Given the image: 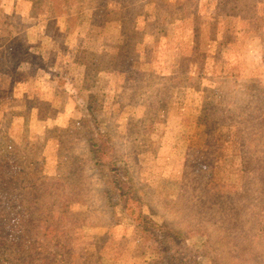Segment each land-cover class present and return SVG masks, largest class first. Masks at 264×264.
Listing matches in <instances>:
<instances>
[{
  "label": "rangeland",
  "instance_id": "1",
  "mask_svg": "<svg viewBox=\"0 0 264 264\" xmlns=\"http://www.w3.org/2000/svg\"><path fill=\"white\" fill-rule=\"evenodd\" d=\"M191 1L183 9L195 3L194 11L180 17L175 9L157 13L158 6L150 11L154 4L145 5L140 17L153 25L151 46H126L120 59H136L132 67L120 63L116 70L120 49L113 35L99 46L95 68L79 72V25L104 28L107 8L80 0L64 19L48 20L44 7L29 11L31 0H0V90L8 94L0 99V147H16L29 174L41 178L32 198L41 211L37 234L17 264H148L133 254L131 227L112 206L117 198L108 170L91 157L102 135L110 137L144 210L186 231L192 251L202 248L198 264H215L213 255L224 264L235 252L241 264H264V123H258L264 112V28L254 19L219 15L221 0ZM210 47L214 59L205 69ZM177 59L188 66L173 73ZM125 69L132 72L125 76ZM229 85L224 96L221 88ZM59 88L62 95L53 97ZM29 90H41L39 98L49 102L42 124L37 108L23 110ZM76 93L82 103L71 98ZM213 107L225 109L226 120L209 130V148L219 145L220 151L209 156L205 122ZM210 158L214 171L205 164ZM75 163L83 164L78 174ZM214 173L218 183L233 185L218 189L217 213L241 206L247 216L232 223L229 237L221 230L210 234L209 249L204 238L187 231L213 225L204 199L207 181L200 180ZM236 239L241 245H234Z\"/></svg>",
  "mask_w": 264,
  "mask_h": 264
},
{
  "label": "trees",
  "instance_id": "2",
  "mask_svg": "<svg viewBox=\"0 0 264 264\" xmlns=\"http://www.w3.org/2000/svg\"><path fill=\"white\" fill-rule=\"evenodd\" d=\"M79 1L80 0H31L29 11L34 14L38 7H44L49 16L48 20H51L50 18H54L55 16H58L56 20H62L69 15L73 6ZM167 1L168 0H97L100 6L108 9V21L104 28H91L87 27L85 24L79 25V32L77 34L79 51L77 67L79 72L90 71V69L93 70L95 68V62H98L96 56L99 55V46L105 39V36L112 37L116 35L118 37L117 46H119L120 50L117 56V61L119 62L116 63V70L118 71L117 66L120 63H122L126 69L134 65L136 59L130 56L129 59L122 62L120 59L122 55L121 52L126 53L124 51L126 46H151V42L148 39L152 33L153 25L148 24L147 21L140 17L141 12L146 8V4L150 2L154 4V10L150 9V11H155V8L158 6L156 8L157 13L162 10L173 13L171 9H175L177 12L173 14L178 17L187 15L188 13L191 14L192 11H194L192 9L196 6L194 3L193 6L186 11L183 8L186 3L190 4L192 2L191 0ZM220 10L221 12H219V15H223L226 18L236 17L241 19H254L257 21L259 27L264 28V0H221ZM146 17L150 18L151 16L147 15ZM63 22H65V20H63ZM51 23L54 24V22ZM219 24L221 30H223L222 22ZM58 26H60V24ZM138 40L141 41V43ZM60 43L61 41L58 42V45ZM137 47L133 48L134 53L139 54L140 50ZM133 49L130 47L129 52ZM148 51L149 50H147V52ZM209 51V59L203 62L205 69L209 67L210 62L214 59L215 52H213L211 47ZM20 56L21 60L19 62H23V54H20ZM221 59L225 61L224 58ZM183 66L186 68L188 64L184 63V65H182L180 60L177 59L171 66L172 72L181 71V67ZM126 69L125 73H127L123 74L125 76L132 72L130 70L126 71ZM222 70L224 69L222 68ZM222 70L219 75L220 79L224 77ZM209 80L212 81L211 79L207 81ZM227 88L233 87L230 85L227 87L223 86L221 90L224 96H226ZM41 93V90H33L32 92L29 90V93L24 94L23 110L25 114H27V112H31L32 108H37V122L42 124L48 116L47 110L49 108L47 109V107L49 106V102L39 98ZM62 93L63 88H59L53 91V97H59ZM6 95L8 94L0 90V99L6 97ZM75 96H78V98ZM75 96L72 94L71 98L75 99L78 103H82V94L76 93ZM225 106L226 102L223 101L222 108ZM222 108L213 107L205 122V133H207L205 144L208 146L205 145L203 150H205L209 156H214L215 153L220 152L219 145L210 149V144L207 142L211 143L209 130L213 132L212 130H214L216 125L223 124L226 120V116L224 117L222 113L225 109ZM262 122L264 123V112L263 115H261L260 121L258 119L259 124ZM101 139L102 142L100 145L95 143L93 146L94 150L91 157H93L96 164L108 170L111 180L113 181L114 195L117 199L116 203H113L112 206L118 208L122 218L124 217L126 220V225L131 227L130 240L134 244L133 254L142 258L148 264H198L200 257L203 256L202 248L199 247L197 250L192 251L191 246L195 243L184 234L186 231L180 233V231L174 229L170 223L157 221L151 213L144 210L141 197L136 194V188L133 186L134 183L129 180L130 177H126L122 174L118 166L116 148L110 143V137L102 135ZM212 139L214 141V137ZM18 154L14 146L0 147V264H17L19 258L24 259V255L22 254L25 252L24 246L30 248L32 244L30 241L31 235L33 234L35 236L37 234V220L40 219L39 213H41L38 209L40 206L39 202L32 200L36 194L33 188L36 182L41 178L35 176L33 173L29 174L28 170L24 167L22 157H17ZM205 164H209L210 167L213 168V171L215 170L216 163L214 162V158L208 159V162ZM82 165V163H75L73 173H80L82 171ZM39 173L41 174L42 170H39ZM45 174L46 172L44 170L43 175ZM201 178V184L207 181L204 199L209 207L207 215L209 219H211L213 225L204 227L203 229L208 228L205 232H202L201 228H199L195 230L196 232L188 230L187 233L188 235L190 232L195 233V235L197 234L200 240L204 238V247L206 248L207 246L209 249H212L208 242V236L221 230L220 232L225 231L226 237H229L230 229L233 230L235 228L232 223L240 222L244 217L246 218L247 211L239 206L238 202L232 204L233 201H229L227 203L229 206L231 205L236 208L238 205L240 208L238 210L227 209V212L223 213L222 211V213H217V211H219V209L217 210V198L219 197L218 189L220 193L221 188L223 190L233 188V185L218 183L215 173L214 175ZM30 179H34V181ZM193 179L195 181L197 178L193 177L192 180ZM75 189L76 187L73 188L74 192ZM31 191H33L32 194H30ZM77 192H80V190L78 189ZM232 195L234 196V194ZM227 204L225 206H227ZM212 206L215 207L212 208ZM262 213V228L259 230V233L264 239V207ZM35 214H37V217H35ZM9 216L10 219H8ZM42 221L44 223V220ZM45 225L48 226V224ZM9 238L11 239L8 240ZM126 241L127 240L124 238H119V242L123 244H125ZM19 242L21 243V251L18 249ZM8 244L13 246L6 249ZM234 245H241V242L236 239ZM35 248L36 246L33 244L32 249ZM38 250H41V247H39ZM38 256L37 254L35 255L37 258ZM212 259L215 264L220 263V258L218 259L217 256L213 255ZM225 259L224 264H233L234 261L235 264H241L240 257L236 255V252L235 254H229ZM24 261L25 260L22 262ZM25 263L27 264V262Z\"/></svg>",
  "mask_w": 264,
  "mask_h": 264
}]
</instances>
